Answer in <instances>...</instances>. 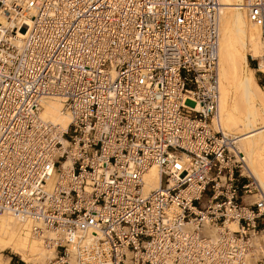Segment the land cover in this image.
Returning <instances> with one entry per match:
<instances>
[{"label":"built area","instance_id":"2783aa9c","mask_svg":"<svg viewBox=\"0 0 264 264\" xmlns=\"http://www.w3.org/2000/svg\"><path fill=\"white\" fill-rule=\"evenodd\" d=\"M218 2L0 0V213L52 247L47 264L252 254L264 190L235 133L211 124ZM242 7L260 26L264 76V0ZM50 97L65 129L41 116ZM152 165L161 184L143 192Z\"/></svg>","mask_w":264,"mask_h":264},{"label":"bare ground","instance_id":"6f19581e","mask_svg":"<svg viewBox=\"0 0 264 264\" xmlns=\"http://www.w3.org/2000/svg\"><path fill=\"white\" fill-rule=\"evenodd\" d=\"M218 1V96L211 124L213 128L239 132L235 135L246 162L244 171L252 175L264 190V159L260 157L264 153V90L247 60L248 56L258 58L262 54L260 26L247 18L243 0ZM0 21L3 22L1 16ZM17 35L19 39L24 37L25 30L21 28ZM261 69L264 71L263 67ZM41 104L43 119L58 124L61 129L67 127L70 116L62 109L59 97L46 98ZM143 180V192L158 187L161 184L158 167L150 166ZM23 224L21 219L11 214L0 213V250L9 248L25 262L47 264L54 255L52 247L44 246ZM226 224L235 229L234 221H226ZM258 237L253 236L255 248L251 255L246 256L244 264H256L261 256L263 244ZM261 238L263 240L264 235ZM0 264L4 263L0 260Z\"/></svg>","mask_w":264,"mask_h":264},{"label":"rangeland","instance_id":"374dc122","mask_svg":"<svg viewBox=\"0 0 264 264\" xmlns=\"http://www.w3.org/2000/svg\"><path fill=\"white\" fill-rule=\"evenodd\" d=\"M247 60H248L249 67L252 68V72L254 73V75H255V77L257 79V82L259 80H264V76L261 75L259 72L255 71L256 60L254 58L250 57V56H248ZM258 84H259V82H258ZM263 84H264V81H263ZM263 84H259V86L264 90ZM228 132H230V131H228ZM231 132L235 133L236 135L239 134V132L237 130H235V129H233ZM260 157H262L264 159V153L263 154L261 153ZM257 239H259V238H257ZM260 240H261V243L263 244V249H262V254H261V256H262L264 254V239L262 240V238H260ZM261 256H259V258L257 259L256 264H264L263 260L260 259ZM0 260L4 264H15V263H17V261H18V263L22 262L21 264H36V263H33V262H25L24 260H22L20 258L19 255H17L16 253L12 252L9 248H5L3 250H0Z\"/></svg>","mask_w":264,"mask_h":264},{"label":"trees","instance_id":"16d2710c","mask_svg":"<svg viewBox=\"0 0 264 264\" xmlns=\"http://www.w3.org/2000/svg\"><path fill=\"white\" fill-rule=\"evenodd\" d=\"M263 81L264 80H259L258 82H259V84H263ZM22 262H20V264H21Z\"/></svg>","mask_w":264,"mask_h":264},{"label":"crops","instance_id":"0c3cea01","mask_svg":"<svg viewBox=\"0 0 264 264\" xmlns=\"http://www.w3.org/2000/svg\"><path fill=\"white\" fill-rule=\"evenodd\" d=\"M15 264H20V263H18V261H17V263H15Z\"/></svg>","mask_w":264,"mask_h":264}]
</instances>
